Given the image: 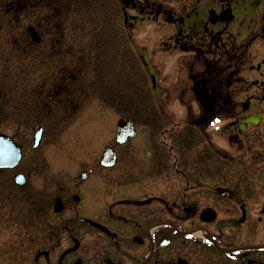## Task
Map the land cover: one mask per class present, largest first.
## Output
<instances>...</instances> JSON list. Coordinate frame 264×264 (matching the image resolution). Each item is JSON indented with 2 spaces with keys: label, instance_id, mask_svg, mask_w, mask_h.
<instances>
[{
  "label": "flooded vegetation",
  "instance_id": "flooded-vegetation-1",
  "mask_svg": "<svg viewBox=\"0 0 264 264\" xmlns=\"http://www.w3.org/2000/svg\"><path fill=\"white\" fill-rule=\"evenodd\" d=\"M126 1L125 33L157 30L137 58L158 114L67 180L9 137L0 264H264V0Z\"/></svg>",
  "mask_w": 264,
  "mask_h": 264
},
{
  "label": "rangeland",
  "instance_id": "rangeland-1",
  "mask_svg": "<svg viewBox=\"0 0 264 264\" xmlns=\"http://www.w3.org/2000/svg\"><path fill=\"white\" fill-rule=\"evenodd\" d=\"M16 2L7 28L4 8ZM121 7L120 0H0V132L16 135L35 162L60 169L52 178L67 180L100 157L120 119L158 114L137 58L143 47H153L156 27H138L129 38ZM31 27L38 43L27 32ZM39 128L41 141L33 148ZM252 240H263L262 225ZM206 260L197 248L195 264ZM212 263L231 264L220 255Z\"/></svg>",
  "mask_w": 264,
  "mask_h": 264
},
{
  "label": "water",
  "instance_id": "water-1",
  "mask_svg": "<svg viewBox=\"0 0 264 264\" xmlns=\"http://www.w3.org/2000/svg\"><path fill=\"white\" fill-rule=\"evenodd\" d=\"M123 3H127L126 0H121ZM27 32L31 38V40L35 43H38L40 41L37 33L35 30L31 27L27 29ZM125 123L120 122L118 124V132L121 134L120 138L124 141L127 137L132 136L133 134L130 132H125ZM128 131V130H127ZM41 135V129L38 130V133L35 136V146L38 145L40 141ZM3 156V157H2ZM2 157V158H1ZM19 161V153L17 158L14 154V147L11 145L9 139H6L5 137L0 135V168H7V167H13L11 165H15ZM13 163V164H12Z\"/></svg>",
  "mask_w": 264,
  "mask_h": 264
},
{
  "label": "trees",
  "instance_id": "trees-1",
  "mask_svg": "<svg viewBox=\"0 0 264 264\" xmlns=\"http://www.w3.org/2000/svg\"><path fill=\"white\" fill-rule=\"evenodd\" d=\"M16 1H18V0H16ZM10 7H8L9 9L8 8H6V9L4 8L5 13H3V17L5 19L3 21V23H4L3 25L5 27H7V28H8L9 25H11L10 23L15 19L14 11L18 10L17 2H16L15 5H11ZM3 84H5V83H3Z\"/></svg>",
  "mask_w": 264,
  "mask_h": 264
}]
</instances>
